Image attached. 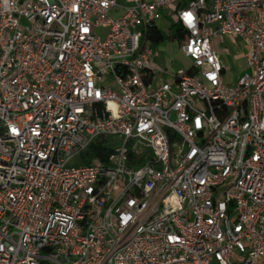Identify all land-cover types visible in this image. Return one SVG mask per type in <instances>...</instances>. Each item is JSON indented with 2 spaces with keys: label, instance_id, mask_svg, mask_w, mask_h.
<instances>
[{
  "label": "built area",
  "instance_id": "obj_1",
  "mask_svg": "<svg viewBox=\"0 0 264 264\" xmlns=\"http://www.w3.org/2000/svg\"><path fill=\"white\" fill-rule=\"evenodd\" d=\"M0 264H264V0H0Z\"/></svg>",
  "mask_w": 264,
  "mask_h": 264
},
{
  "label": "rangeland",
  "instance_id": "obj_2",
  "mask_svg": "<svg viewBox=\"0 0 264 264\" xmlns=\"http://www.w3.org/2000/svg\"><path fill=\"white\" fill-rule=\"evenodd\" d=\"M112 18H116L115 14H111ZM165 18L168 20V22H173V18L170 16H165ZM166 19L162 18L161 21H159V26L162 30V33L165 36V39L162 43H160L157 46H153V61L151 62V65H153L156 69L164 70L167 69L170 72L177 73L180 71H185L190 66V60L185 58L183 54L179 50L178 42L172 38V32L166 27L168 26ZM108 32V28L106 27H96L94 28V33L103 40L106 37V34ZM216 46V44H215ZM220 46L223 47V44H220ZM214 47V45H213ZM239 52V51H237ZM244 53V49H243ZM234 55H231L228 57L227 62V71H234L237 67V60L234 59ZM242 56V55H241ZM163 75V74H162ZM164 79H169L170 77L167 75H163Z\"/></svg>",
  "mask_w": 264,
  "mask_h": 264
},
{
  "label": "crops",
  "instance_id": "obj_3",
  "mask_svg": "<svg viewBox=\"0 0 264 264\" xmlns=\"http://www.w3.org/2000/svg\"><path fill=\"white\" fill-rule=\"evenodd\" d=\"M216 44V46H215ZM223 44V47L220 46ZM213 49L217 52L219 59L224 66L223 78L226 84L235 83L240 76L250 71L245 66L243 46L241 41L232 36H220L214 43ZM239 51V52H237ZM234 55V59L237 60V67L234 71H227L228 57ZM242 55V56H241ZM190 67V66H189ZM188 67V68H189ZM228 68V67H227ZM186 71V70H185Z\"/></svg>",
  "mask_w": 264,
  "mask_h": 264
},
{
  "label": "trees",
  "instance_id": "obj_4",
  "mask_svg": "<svg viewBox=\"0 0 264 264\" xmlns=\"http://www.w3.org/2000/svg\"><path fill=\"white\" fill-rule=\"evenodd\" d=\"M170 31L172 32V38L176 39L178 42L183 40V35L179 33L178 27L175 23H171ZM148 38L151 41L152 46H157L164 41L165 36L160 30L149 29ZM110 152V147L106 146L105 144H101V142H95L81 156L80 163L87 164L92 158H97L99 161L105 162Z\"/></svg>",
  "mask_w": 264,
  "mask_h": 264
}]
</instances>
